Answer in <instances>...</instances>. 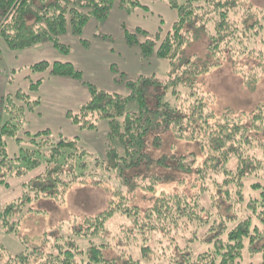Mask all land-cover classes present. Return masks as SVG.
<instances>
[{
    "label": "trees",
    "instance_id": "obj_1",
    "mask_svg": "<svg viewBox=\"0 0 264 264\" xmlns=\"http://www.w3.org/2000/svg\"><path fill=\"white\" fill-rule=\"evenodd\" d=\"M166 1L178 11V18L165 35L162 28L153 34L142 28L133 33L125 29V39L139 46L144 56L155 54L168 60V77L141 75L138 87L130 80L128 96L88 84L90 100L78 112H68L83 130H94L108 121V146L103 153L83 148L79 136L54 134L50 129L25 130L26 113L34 110L32 103H39L27 92L18 90L0 101V184L8 187L10 178H20L23 186L21 195L0 210V232L18 237L23 248L12 249L0 241V264H142V259L155 258L151 245L155 235L170 241L168 264H264V103L249 112L217 114L214 96L199 87L203 74L227 60L247 58L249 69L241 66L237 70L246 85L262 78L264 8L254 7L249 0ZM116 3L127 13L148 10L143 0ZM114 4L115 0H0V36L14 49L50 41L69 52L60 37L69 29L82 36L88 22L108 18ZM197 38L206 43V57L196 58L186 51ZM31 70L83 78L71 62L40 61ZM41 82L32 83L30 90ZM136 98L145 108L128 109V102ZM166 131L179 140L197 141L200 152L151 157L149 139L160 147L161 134ZM8 137L18 145L12 156L7 151ZM142 165L147 173L134 177L147 180L143 186L154 194L151 206L143 209L132 204L120 184L108 209L76 218L68 232L62 231L60 223L35 241L19 237L20 224L34 210L36 199L51 198L64 204L73 185L90 179L105 184L110 173L118 170L123 185L128 182L125 172ZM152 167L191 176V189L184 188L186 178L170 174L177 188L161 189L156 195L167 177L154 174ZM39 168L40 173L24 179ZM134 182L129 193L143 188ZM116 213L128 217L130 223L120 225L109 237L107 221ZM96 236L105 242H94ZM77 238H88L89 246L82 248ZM196 242L206 249L195 254L192 245ZM135 251L142 259L135 257ZM246 253L261 261L242 263Z\"/></svg>",
    "mask_w": 264,
    "mask_h": 264
},
{
    "label": "rangeland",
    "instance_id": "obj_2",
    "mask_svg": "<svg viewBox=\"0 0 264 264\" xmlns=\"http://www.w3.org/2000/svg\"><path fill=\"white\" fill-rule=\"evenodd\" d=\"M116 1L108 18L101 21L92 18L93 20L88 22L82 36L74 34L69 29L66 34L60 37L61 42L70 47L69 52L57 49L50 41H43L25 49H14L0 36V101L8 94L14 95L18 90L27 92L32 100L39 99V103H32L34 110L28 111L25 115V130L35 133L50 129L54 134L67 137L79 136L80 145L83 148L92 153L101 154L108 146V121H102L94 130H83L75 125L68 116V112H78L81 106L90 100L92 95L87 85L91 84L107 92L128 96L132 92V89L127 86L130 80L137 83L138 87L140 82L138 78H141V75L155 76L163 80L168 77L169 61L155 54L144 56L139 46L126 42L125 29L133 33L138 28H142L153 34L162 28L163 35H165V32L178 18V11L172 8L166 0H143V3L148 6V10L138 8L133 13H127L124 9H119ZM179 1L183 3L185 0ZM249 1L256 8H264V0ZM140 38L144 40L145 36L140 35ZM82 39L87 43H82ZM186 51L196 58L206 57V43L203 39L197 38L190 43ZM40 61L71 62L76 69L82 72L83 78L79 80L68 76L52 75L50 70L34 73L31 70V65ZM247 63V58H243L240 62L227 60L199 78L200 89L214 96V110L217 114L226 110L249 112L264 103V74L257 83L248 86L245 84L244 77L237 72L241 66L248 70ZM39 79H42L39 87L33 91L30 90L31 84ZM151 90L153 92V89ZM127 106L130 110H139L143 104L136 98L131 99ZM1 108L0 106V110ZM9 109H11V103ZM152 139H149L148 152L153 158L165 154L182 155L200 152L197 141L176 139L168 131L161 134L162 145L160 147H154ZM6 140L8 154L12 156L18 145L12 137H8ZM152 168L151 171L154 174H162L167 177L166 181H161L158 185L156 195L160 193L161 189L173 191L177 188V182L170 174L177 178H186L188 183L184 188L191 189V176L162 167ZM41 170L42 168L32 171L25 175L24 179H30ZM119 171H112L105 184L95 183L90 179L87 183L73 185L66 195L64 204L51 198L36 199L32 204L34 210L29 212L20 224L19 237L35 241L46 232L55 230L57 224L60 223L62 231L68 232L76 218L95 215L108 209L112 204L114 193L120 189V184L132 204L140 205L143 209L151 206L154 194L144 189L143 186V184H147V180L134 177L138 173H147L146 165L126 171L128 182H124L125 186L118 179ZM10 179V186L0 184V210L7 202L17 199L23 191L20 178ZM134 180L141 183L143 188L129 193L128 188L133 186ZM116 200L120 201L119 196H116ZM128 223H130L129 218L125 215L116 213L111 216L107 221L109 237L115 235L120 225L127 226ZM161 237L155 235L151 241L155 258L144 260L140 252L135 251V257L142 259V264H168L170 257L168 254L166 256V253H169L172 247L167 245L170 244L168 238ZM17 238L0 232V241L16 250L23 248ZM76 240L82 248L89 246L88 238H77ZM92 240L96 243L105 242L99 236ZM180 243L184 244L182 240ZM192 248L195 254H198L204 251L206 246L196 242ZM110 256L113 255L110 254ZM250 261L259 263L261 258L251 259L246 253L242 263Z\"/></svg>",
    "mask_w": 264,
    "mask_h": 264
},
{
    "label": "crops",
    "instance_id": "obj_3",
    "mask_svg": "<svg viewBox=\"0 0 264 264\" xmlns=\"http://www.w3.org/2000/svg\"><path fill=\"white\" fill-rule=\"evenodd\" d=\"M119 7V6H118ZM119 9H121L120 7H119ZM93 19H91L90 21H92ZM160 29V28H159Z\"/></svg>",
    "mask_w": 264,
    "mask_h": 264
}]
</instances>
